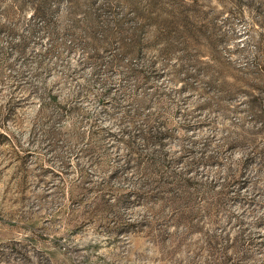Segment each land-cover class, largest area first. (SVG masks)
I'll use <instances>...</instances> for the list:
<instances>
[{
	"label": "rangeland",
	"instance_id": "obj_1",
	"mask_svg": "<svg viewBox=\"0 0 264 264\" xmlns=\"http://www.w3.org/2000/svg\"><path fill=\"white\" fill-rule=\"evenodd\" d=\"M262 110L264 0H0V264H264Z\"/></svg>",
	"mask_w": 264,
	"mask_h": 264
},
{
	"label": "trees",
	"instance_id": "obj_2",
	"mask_svg": "<svg viewBox=\"0 0 264 264\" xmlns=\"http://www.w3.org/2000/svg\"><path fill=\"white\" fill-rule=\"evenodd\" d=\"M42 2L46 4L48 0H42ZM147 4L149 6V9L151 8V13L148 14V21H150L153 25V29L151 30V32H149V36L159 40H163V42H165L166 44L169 43V40L178 36L183 40L187 39L191 41L192 39H203L205 37V31L202 28L189 26V24H192L193 20V18H190V15L183 14L181 12L172 13L167 10L161 9L160 7L155 8L154 6H151L152 1H149ZM101 15L102 14L86 15L84 27L81 28V32H83L84 35H87L92 40L91 44L94 49L105 48L108 43V39L111 36L121 38L123 33L122 23L119 19L113 20L114 25L112 28L108 24L106 18H101ZM179 27H182L183 29L178 30ZM136 30L137 28H134L132 30V33H135ZM138 39V37H135L134 41L138 42ZM221 73L222 72H218L216 76L209 79V81L213 83V87L217 90V92L220 89H222V92L225 91L226 82L223 80ZM239 83H241L240 80L236 79L229 84V88L230 86H234ZM215 85L217 87H215ZM226 92H228L227 94L230 93V91ZM221 95L223 94L221 93L219 95L213 96V98H217L219 100V97ZM251 104L252 107L256 105L254 102H252ZM257 117L261 121V124H263L264 110L257 113ZM144 140H159V135H154L153 137L145 136ZM189 195L190 194L187 191L171 193L168 196L167 203L168 205L175 207L186 205L191 199V196ZM176 215V217H178L180 220L183 219L184 215L181 214V212H178V214Z\"/></svg>",
	"mask_w": 264,
	"mask_h": 264
}]
</instances>
